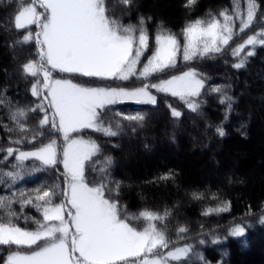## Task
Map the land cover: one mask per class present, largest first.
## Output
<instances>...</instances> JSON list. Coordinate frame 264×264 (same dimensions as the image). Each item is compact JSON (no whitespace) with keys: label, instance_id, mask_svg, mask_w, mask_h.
Masks as SVG:
<instances>
[{"label":"snow or ice","instance_id":"snow-or-ice-1","mask_svg":"<svg viewBox=\"0 0 264 264\" xmlns=\"http://www.w3.org/2000/svg\"><path fill=\"white\" fill-rule=\"evenodd\" d=\"M196 3L197 0H186L184 7L192 9ZM0 4L6 10L0 27L6 40L11 41L8 46L13 50L23 46L34 49L19 70L33 79L30 90L36 98L31 105L16 106L13 110L5 95L7 89L0 92V105L10 109L9 119L23 134L11 143L21 145L27 140L33 148L30 151L0 149L5 153V161L13 156L16 160L12 165L16 170L4 175L13 180L20 178L24 162L29 159L39 161L43 168H55L62 162L64 168L63 185L53 181L42 183L27 194L19 193L21 209L31 205L42 214V219L33 220L35 230L14 223L17 213L11 210L13 198L0 196V208L6 213L0 217V246H7L3 264H170V261L190 264L193 246L173 244L170 249L166 225L157 227L155 223L167 221L170 211L165 208L159 213L145 209L129 214L127 206L121 204L123 182L112 175L113 158L104 156L99 160L103 155L101 145L91 137L83 138L82 134L91 129L105 137H117L125 121L133 132L137 127L143 128L147 113L138 111L126 116L115 113L108 122L105 118L110 106L120 102L158 105L159 94L176 97L190 112L199 114L205 103L199 97L208 78L187 66V62L222 55L234 36V17L239 19L241 33L257 22L264 25V5L247 0L245 15L240 11L238 0H234L233 15L226 10L219 13L223 23L212 14L208 19L189 20L181 30L183 42L161 22L154 45H150L147 25L151 16L139 14L136 24L122 23L123 17H130L138 8L136 0H117L116 4L110 0H6V3L0 0ZM33 25L35 31L30 30ZM257 45L264 46V27L231 49V55L238 58L232 66L244 67L246 60L255 54ZM246 46L252 50L241 55ZM178 55H182L187 70L171 74L178 68ZM55 70L72 78H54ZM130 77L140 81L141 86H94L97 79L129 81ZM152 79L157 82L143 83ZM77 80L80 82H74ZM210 91L222 93L220 103H226L231 110L232 97L221 86ZM166 106L173 119L182 117L176 107ZM30 114L38 117L31 132L26 123ZM4 127L9 132L14 130ZM60 134L63 146L54 138ZM215 134L226 135L223 122L215 125ZM89 174L92 179L88 178ZM174 176L169 171L160 179L170 180ZM16 195L13 193V197ZM203 196L200 192L192 193L195 200ZM229 207L230 202L224 201L206 208L202 214L226 212ZM141 218L146 222L142 230L130 223ZM260 222L264 223V212L260 214ZM187 231L185 226H180L177 235ZM227 231L233 237L243 236L246 221L244 218L239 223L233 221ZM212 236L214 244L221 242L215 233ZM13 245L17 250H12ZM195 255L202 264H210L202 254Z\"/></svg>","mask_w":264,"mask_h":264},{"label":"trees","instance_id":"trees-1","mask_svg":"<svg viewBox=\"0 0 264 264\" xmlns=\"http://www.w3.org/2000/svg\"><path fill=\"white\" fill-rule=\"evenodd\" d=\"M3 2L6 3V0ZM110 2L116 4L117 0ZM238 2L241 13L246 15L247 0ZM136 3L138 8L132 11L130 17H123L122 23L136 24L139 14L151 16L152 20L147 25L150 45H154L157 26L161 22L165 29L175 33L183 42L181 30L187 21L208 19L209 14L216 15L221 21L223 17L219 13L225 10L229 15L234 14V0H197L192 9L184 7L186 0H136ZM257 3L264 5V0H257ZM5 15L6 10L0 4L1 24ZM260 27L264 25L257 22L255 26L241 33L239 19L234 17V36L222 55L187 62V66L196 68L208 78L202 90L203 94L199 97L205 101L199 114L190 112L178 98L159 94L158 105L117 103L110 106L105 118L108 122L115 113H123L125 116L134 115L138 111L147 113L143 128L137 127L133 132L132 126L125 121V127L117 137H105L91 129L82 134L83 138L91 137L101 145L103 155L99 156V160L102 161L104 156L113 158L112 175L123 182L121 204L127 206L129 214H137L145 209L159 213H163L165 208L170 211L167 221L155 223L157 227L166 225L165 231L171 242L170 249L173 244L176 247L184 243L193 246L190 264H202L195 253L202 254L210 264H264V223L260 222V214L264 212V46L257 45L255 54L240 69L232 66L238 62V58L231 55L232 48L253 35ZM30 30L35 31V26H30ZM10 43L0 27V92L7 89L5 95L10 99L14 110L16 106L27 107L36 101L30 90L33 79L19 70L27 62L28 53L34 49L23 46L13 50L8 46ZM250 50L251 46L246 47L241 55ZM177 66V70L171 74L187 70L182 55H178ZM53 75L72 78L58 70ZM147 82L157 81H143ZM94 86L138 87L141 82L135 77H130L129 81L97 79ZM215 86H221L224 93L232 97L231 110H228L226 103H220L222 93L210 91ZM152 92L156 94L154 90ZM167 104L181 111L182 117L173 119ZM9 112L8 107L0 105V149H33L27 140L21 145L11 143L12 140L20 139L23 134L9 119ZM37 121L38 117L29 115L26 123L30 132ZM221 122L226 132L224 137L215 134V125ZM4 125L14 130L9 132ZM148 125H151L150 129H147ZM171 128L173 133L163 142V133L170 132ZM194 129L200 139L196 144L189 136ZM54 138L63 146L62 134ZM134 138V143L126 148L129 159L124 162L119 158L121 145ZM4 154L0 152V196L13 198L11 210L17 213L13 218L14 223L22 228L35 230L33 220L42 219V214L31 205L21 209L19 193L32 192L42 183L51 184L55 181L63 185L62 162L55 168H43L39 161L29 159L24 162L21 177L13 180L4 173L16 170L12 167L16 164L15 157H9L5 161ZM34 168L38 170L33 171ZM169 171L175 174L174 179L161 180L160 177ZM88 178L92 179L91 174ZM194 191L203 193V199H193ZM13 193L17 194L16 197H13ZM214 195L216 199H213ZM224 201L230 202L228 211L202 214L206 208L215 207ZM248 212L254 215L246 216ZM5 215V209L0 208V217ZM241 218L246 221L245 234L240 237L229 235V225L233 221L239 223ZM130 223L140 230L146 226L143 218L139 221L130 220ZM180 226H185L188 231L178 236L177 229ZM213 233L221 238L220 243L212 242ZM201 240L205 243L201 244ZM6 247L0 246V264H3L7 256ZM12 250H17L15 245ZM170 263L180 264L176 261Z\"/></svg>","mask_w":264,"mask_h":264},{"label":"rangeland","instance_id":"rangeland-1","mask_svg":"<svg viewBox=\"0 0 264 264\" xmlns=\"http://www.w3.org/2000/svg\"><path fill=\"white\" fill-rule=\"evenodd\" d=\"M221 23H223V20H221ZM237 30H238V27H236L235 31H237ZM246 47L249 48L250 46H246ZM54 78L59 79V77H57V76H54ZM110 87H115V86H110ZM153 90L155 91V89H153ZM120 103H122V102H120ZM132 103H134V102H132ZM237 122L239 123V119H238ZM150 128H151V125H148L147 126V129H150ZM170 130H171L170 132L163 133V142H166L168 135H170L171 133H173V128H171ZM189 136H190L191 141L193 143H195V144L198 143L199 140H200L199 139V134L197 133V130H195V129L192 131L191 134H189ZM73 138H75V136H73ZM134 140H135V138L132 141L126 140L125 143H123V145H121L122 148H121V151L119 153L120 154L119 158H121L122 161H124V162L128 161V159H129V152L128 151L126 152V148L129 147L130 145H132L131 143H134ZM31 150H33V149H31ZM23 151H30V150H23ZM62 166H63V163H62ZM63 172H64V168H63ZM262 236H264V234H262ZM182 246L183 245H180V246H177V247H182ZM168 250H170V249H168ZM166 251H164V252H166Z\"/></svg>","mask_w":264,"mask_h":264}]
</instances>
